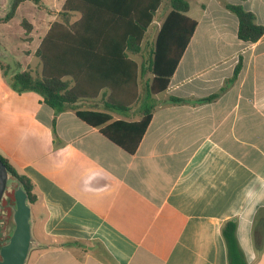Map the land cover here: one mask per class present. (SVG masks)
<instances>
[{
  "label": "crops",
  "instance_id": "0c3cea01",
  "mask_svg": "<svg viewBox=\"0 0 264 264\" xmlns=\"http://www.w3.org/2000/svg\"><path fill=\"white\" fill-rule=\"evenodd\" d=\"M65 1L18 6L14 17L20 8L33 13L26 20L32 30L19 24L17 31L31 45L21 50L26 61L39 59L36 51ZM197 3L196 16L187 13L198 23L195 32L168 89L153 97L152 119L134 154L75 110L56 114L36 92H15L9 80L16 72L0 68V156L31 182L36 197L35 245L26 264H229L222 227L233 219L247 264H264V241L254 238L264 209V35L255 43L240 40L238 18L226 7L242 5L264 26V0ZM161 6L141 53L131 56L139 65L150 61L171 11L156 21ZM14 17L0 22V38ZM40 19L51 23L40 27ZM139 110L113 116L137 121Z\"/></svg>",
  "mask_w": 264,
  "mask_h": 264
},
{
  "label": "trees",
  "instance_id": "16d2710c",
  "mask_svg": "<svg viewBox=\"0 0 264 264\" xmlns=\"http://www.w3.org/2000/svg\"><path fill=\"white\" fill-rule=\"evenodd\" d=\"M26 1L45 8L42 0H12L9 12L1 21L14 17L18 6ZM164 0H66L55 21L44 36L36 56L42 69L16 72L10 86L17 93L36 92L56 114L68 109L88 125L98 128L111 142L129 154H134L152 119L154 105L149 101L164 93L170 84L181 57L197 27V21L187 15L188 0H169L170 13L165 18L152 50L150 61L139 65L131 56L141 53L145 33ZM239 22L238 38L255 43L264 35V26L256 23L255 15L242 5L228 4ZM78 17L76 20L74 18ZM30 32L32 26L22 21ZM4 74L10 66L0 63ZM237 66L234 80L240 70ZM150 74L151 79H147ZM103 95V96H102ZM102 96V109L78 108L83 101ZM217 95L199 102L213 101ZM170 102L185 100L171 97ZM140 106V119H115ZM13 179L22 184L29 203L36 200L31 182L19 175L0 156ZM260 222L254 232L257 245L264 241V209L258 211ZM237 220L222 227L229 264H247L236 238Z\"/></svg>",
  "mask_w": 264,
  "mask_h": 264
},
{
  "label": "rangeland",
  "instance_id": "374dc122",
  "mask_svg": "<svg viewBox=\"0 0 264 264\" xmlns=\"http://www.w3.org/2000/svg\"><path fill=\"white\" fill-rule=\"evenodd\" d=\"M11 1L12 0H0V17H5L6 14L9 12ZM197 1L198 0H189L190 2L189 16L191 17H195L197 12L199 11V5ZM169 7H170L169 0H164L158 14L156 15V21H158L162 17V15L165 14L167 8ZM32 14L33 13L28 10L23 13L22 8H20L17 11L16 16L10 23L11 26L10 29L4 33L5 37L0 38V63L4 67L6 65H9L10 68L8 71L12 69L15 72H22L24 70H27L28 68L27 65L29 64L30 68H32L35 71V74L38 75L40 73L39 70L40 60L33 57L31 60L26 61V57L21 53V50H24V46H31V45H29V43L23 45V43L20 42L19 40L20 38L22 39L25 38L26 40L27 36L26 35L20 36V34H18L17 32L19 24L20 26H22L21 21L22 20L26 21L29 15ZM40 15H42L41 12ZM35 19L37 20V17H35L33 20ZM50 23L51 22L45 21V19L42 20L40 19V27L49 26ZM25 30L26 29L24 28V31ZM37 36L39 37V35L33 34V37H37ZM40 36H42V30H40ZM148 37L150 38V35ZM8 41L11 44H7ZM37 42L39 41L34 39L32 45H34V43ZM102 96H100L99 99L94 101H88V102L83 101L82 103H79V105H81L83 108L102 109ZM149 103L152 104L153 100L149 101ZM136 108L138 109L140 108V106L138 105L136 106ZM6 194L7 196L6 198H4L3 203L0 206V248L7 241L9 234L14 231L13 217H14V207L16 203L19 201L20 198H22L23 195L27 196L26 192L22 188V184L17 183L14 179L10 180Z\"/></svg>",
  "mask_w": 264,
  "mask_h": 264
},
{
  "label": "water",
  "instance_id": "95a60500",
  "mask_svg": "<svg viewBox=\"0 0 264 264\" xmlns=\"http://www.w3.org/2000/svg\"><path fill=\"white\" fill-rule=\"evenodd\" d=\"M12 174L0 159V206L6 198ZM23 188V187H22ZM14 231L0 248V264H26L29 253L35 245L32 236L31 209L28 197L23 195L14 207Z\"/></svg>",
  "mask_w": 264,
  "mask_h": 264
}]
</instances>
